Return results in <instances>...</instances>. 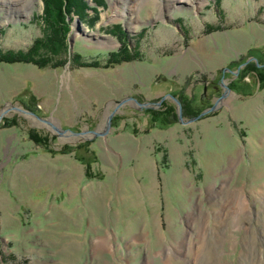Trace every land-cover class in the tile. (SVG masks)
<instances>
[{
    "label": "rangeland",
    "instance_id": "rangeland-1",
    "mask_svg": "<svg viewBox=\"0 0 264 264\" xmlns=\"http://www.w3.org/2000/svg\"><path fill=\"white\" fill-rule=\"evenodd\" d=\"M125 1L0 12V264H264V0Z\"/></svg>",
    "mask_w": 264,
    "mask_h": 264
},
{
    "label": "trees",
    "instance_id": "trees-1",
    "mask_svg": "<svg viewBox=\"0 0 264 264\" xmlns=\"http://www.w3.org/2000/svg\"><path fill=\"white\" fill-rule=\"evenodd\" d=\"M44 3V13L42 20L45 22V25L47 24L46 32L51 33L50 35H45L46 43L47 45L43 46L45 48H42L41 50H46V54L48 55L46 58L51 57L52 60L53 58L56 59L57 56H61V53L64 51L67 52L69 49V44L67 42L68 40V33H70L71 29V23H70V15L71 13L74 14L75 16L79 17L81 20H85L86 18H90L92 16L89 15L90 6L88 5L87 0H41ZM98 6H102V4L105 2V0H93ZM95 15H97L98 10L94 9L93 10ZM115 33V31H114ZM118 33H123L122 28L119 27ZM53 34H56L58 37L57 41V46L55 45H50L52 44L53 40ZM55 41V40H54ZM122 43V48L120 49L119 52L116 53H110L111 60L116 59L117 63L123 62V61H128L129 59L127 53H129V44L126 41H121ZM2 57H0L1 60H4L7 63H34L36 65H40L41 67H45L48 62H44L43 64L39 63L38 61L31 60L30 56L26 57L25 54L23 53H12V54H1ZM113 57V58H112ZM115 57V58H114ZM120 57H124L120 59ZM73 62L77 65H80L82 67L89 66L88 64H83L79 63V60L82 59V56L80 55H74L73 56ZM77 60V62H76ZM33 61V62H32ZM63 65H66L68 62L67 58L65 60L61 61ZM60 62V63H61ZM45 64V65H44ZM94 64V65H93ZM93 66H98L96 62L92 63ZM91 66V65H90ZM165 113H161L162 122L166 125H171L173 124L172 117L167 116ZM32 140L35 141L37 144L41 145H47L46 140L43 139L42 137H39L36 133L31 134Z\"/></svg>",
    "mask_w": 264,
    "mask_h": 264
},
{
    "label": "bare ground",
    "instance_id": "bare-ground-1",
    "mask_svg": "<svg viewBox=\"0 0 264 264\" xmlns=\"http://www.w3.org/2000/svg\"><path fill=\"white\" fill-rule=\"evenodd\" d=\"M36 0H0V12L6 11L5 14L7 17H13V18H19L21 16H28L29 13L32 11V8L35 5ZM139 2L135 3V6L128 7V4L126 1L124 2V6H126V9L128 12L135 11L137 9L140 10L141 5H146L150 0H138ZM156 1V0H155ZM185 2V3H199L202 0H166L167 7L171 9V6L175 4V2ZM159 2V1H158ZM142 3V4H141ZM169 4V5H168ZM157 5V3H155ZM121 15V13H120Z\"/></svg>",
    "mask_w": 264,
    "mask_h": 264
},
{
    "label": "water",
    "instance_id": "water-1",
    "mask_svg": "<svg viewBox=\"0 0 264 264\" xmlns=\"http://www.w3.org/2000/svg\"><path fill=\"white\" fill-rule=\"evenodd\" d=\"M71 48H72V44H71ZM212 110H215V108H213ZM31 114H33V113H31ZM113 115H114V114H112V115L110 116V119H109V125H110V123H111V119H112ZM203 115H205V114H203ZM203 115H202V116H203ZM180 118L183 119L182 116H180ZM200 118H201V116H200ZM197 119H199V118L193 119V120H191L190 122H193L194 120H197Z\"/></svg>",
    "mask_w": 264,
    "mask_h": 264
}]
</instances>
